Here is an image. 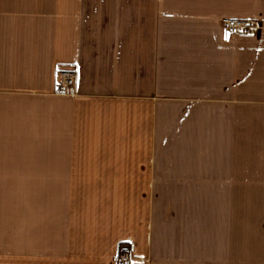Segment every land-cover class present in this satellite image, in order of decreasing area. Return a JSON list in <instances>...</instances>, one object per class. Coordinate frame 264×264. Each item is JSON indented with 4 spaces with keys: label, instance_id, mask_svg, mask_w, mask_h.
Wrapping results in <instances>:
<instances>
[{
    "label": "crops",
    "instance_id": "obj_1",
    "mask_svg": "<svg viewBox=\"0 0 264 264\" xmlns=\"http://www.w3.org/2000/svg\"><path fill=\"white\" fill-rule=\"evenodd\" d=\"M222 18L263 29L228 47ZM225 59L264 86V0H0V264H150L157 103Z\"/></svg>",
    "mask_w": 264,
    "mask_h": 264
},
{
    "label": "rangeland",
    "instance_id": "obj_2",
    "mask_svg": "<svg viewBox=\"0 0 264 264\" xmlns=\"http://www.w3.org/2000/svg\"><path fill=\"white\" fill-rule=\"evenodd\" d=\"M256 21L253 35H231L220 25L224 45H250L263 29ZM176 67L172 102L157 103L149 215L155 235L147 260L264 264V86H231L227 59L197 71ZM121 249L135 261L130 245Z\"/></svg>",
    "mask_w": 264,
    "mask_h": 264
},
{
    "label": "built area",
    "instance_id": "obj_3",
    "mask_svg": "<svg viewBox=\"0 0 264 264\" xmlns=\"http://www.w3.org/2000/svg\"><path fill=\"white\" fill-rule=\"evenodd\" d=\"M222 29L231 35H253L259 30V24L256 20L250 19H236V18H222L220 19ZM59 79L55 86L57 91L61 93H68L76 85V71L75 69H60L57 70ZM126 249L119 250L117 254V264H132L133 259Z\"/></svg>",
    "mask_w": 264,
    "mask_h": 264
},
{
    "label": "trees",
    "instance_id": "obj_4",
    "mask_svg": "<svg viewBox=\"0 0 264 264\" xmlns=\"http://www.w3.org/2000/svg\"><path fill=\"white\" fill-rule=\"evenodd\" d=\"M129 245V244H128Z\"/></svg>",
    "mask_w": 264,
    "mask_h": 264
}]
</instances>
